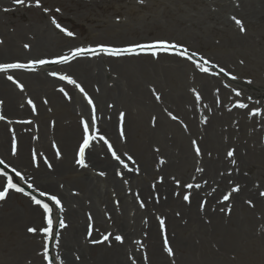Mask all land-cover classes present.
Listing matches in <instances>:
<instances>
[{"label":"bare ground","instance_id":"6f19581e","mask_svg":"<svg viewBox=\"0 0 264 264\" xmlns=\"http://www.w3.org/2000/svg\"><path fill=\"white\" fill-rule=\"evenodd\" d=\"M3 5L5 0H0V7ZM48 31L47 23L0 30V64L28 65L0 72V116L4 117L0 119V159L7 174L0 173V191L10 176L27 187L32 185L29 188L51 208L56 204L49 196H56L61 203L51 215L58 230L50 234L40 230L47 227V221L43 208L33 202L22 199L19 211L10 206L6 209L7 194L0 200V225L12 231L21 229V252L13 261L0 264H48V238L52 264H227L229 250L238 254V237L232 227L210 223L209 211L170 206L176 201L175 148L188 143L191 136L186 133L192 135L198 126L217 130L216 142L225 141L224 133L236 130L249 134L236 142L255 145L262 161L263 101L254 99L256 111L250 123L232 125L230 121L238 115L224 111L229 106L224 89L218 91L213 85L219 102L215 101L218 93L208 96L211 90L202 80L206 77L189 62L166 54L157 55L156 61L140 55L123 57V65L118 67L113 63L116 59L102 53L58 63L59 57L71 56L77 47L66 50L73 42L49 47L44 43ZM40 60L50 66L37 71L29 67ZM129 64L136 65L134 72ZM111 66L118 73L113 79L102 70L111 71ZM188 72L194 74L193 87L188 85ZM254 88L256 96L263 94L261 81ZM194 91L214 98L211 105L215 109L204 111L209 114L205 121H199L202 112H194ZM84 122L89 125L91 141L85 150L86 166H81L76 161ZM109 144L124 163L111 159ZM41 192L49 196H41ZM61 220L65 227H60ZM23 225L26 232H22ZM33 227L37 231L29 232ZM185 234L184 239L178 238ZM106 235L109 239L105 241ZM117 235L122 241L115 239ZM223 236L229 238L224 242L232 248L224 247Z\"/></svg>","mask_w":264,"mask_h":264},{"label":"rangeland","instance_id":"374dc122","mask_svg":"<svg viewBox=\"0 0 264 264\" xmlns=\"http://www.w3.org/2000/svg\"><path fill=\"white\" fill-rule=\"evenodd\" d=\"M233 17L242 22L244 31ZM36 23L40 26L48 24L49 31L44 43L49 47L72 45L73 42V47L66 50L75 47L96 50L70 60L110 54L100 52L101 45L118 49L160 41L177 45L168 50L146 48L106 56L116 59L113 63L118 67L123 65V57L150 55L156 61L158 59L155 57L159 54L184 60L196 67L199 65L198 69L206 77L202 80L211 90L208 96L218 93L215 101L219 102L218 91L224 89V96L229 101L224 111L240 117L239 120H236L238 116L233 117L230 121L232 125L239 121L250 123L254 119V99L264 103V0H39V6L37 0H24L23 4L5 0V5L0 7L1 31H14L16 26ZM62 29L73 35H67ZM182 51L187 54L182 55ZM48 66L47 63L30 64L35 71ZM128 67H131L130 72L136 70L135 64ZM201 68L208 71H201ZM102 70L107 73L105 76L112 79L118 75L112 66L111 71ZM186 77L188 85L193 87L194 74L188 72ZM258 81L262 83L260 91L263 94L256 96L254 86ZM192 96L197 102L194 112L204 114L199 121L207 120L209 114L204 111L215 109L211 105L214 98L197 91L192 92ZM240 104L246 107H240ZM216 132L198 126L192 135L186 133L187 137L191 136L188 143L176 146L173 189L176 201L173 199L170 206L177 210L182 205L197 213L209 211L210 223L232 227L238 237V254L235 249H226L232 248V245L224 242V238L228 237L223 236L226 247L223 250L228 251L227 264L232 260L233 264H264V195H261L264 193V158L261 161L257 157L258 148L252 143L236 142L238 137L248 136V133L231 130L224 133L225 141L216 142ZM205 137L214 142L202 143L200 140ZM197 147L200 149L199 155L196 153ZM113 151L111 147V159H114ZM229 151L233 152L232 156H228ZM0 173H6L4 162L0 163ZM162 178L163 174L159 176L160 180ZM159 179L156 178L158 182ZM148 180L146 183L151 182ZM13 183L24 188V192L10 191L9 200L3 204L6 209L10 206L19 211L22 199L30 203L33 196L42 200L37 191H32L19 180H13ZM188 184L193 187L188 188ZM237 187L239 190L234 191ZM185 195L189 196V200H184ZM225 195L229 196L228 200L223 199ZM24 226L22 232H26ZM15 230L0 225V263L3 260L13 261L14 256L19 257L21 229ZM54 230L57 231V226ZM185 237L186 234L178 236L179 239ZM208 240L214 246L213 240ZM48 246L49 240L46 241ZM48 254L47 251L45 257L50 263Z\"/></svg>","mask_w":264,"mask_h":264},{"label":"snow or ice","instance_id":"6c2138e0","mask_svg":"<svg viewBox=\"0 0 264 264\" xmlns=\"http://www.w3.org/2000/svg\"><path fill=\"white\" fill-rule=\"evenodd\" d=\"M14 2L16 4H23L24 3V0H14ZM37 6H39V0H37ZM233 20L235 21V23L237 25H240V29L241 31H244V28H243V25H242V22L238 19H236L235 17H233ZM55 23V21H53ZM56 27H60L59 24L56 25ZM63 31H66V29H62ZM67 35L69 36H72L73 33L71 32H67ZM25 47H28V45H25ZM178 47L177 45L175 44H171V43H168V42H165V41H160V42H157V43H154V44H149V45H143V44H139V45H134L132 47H128V48H125V49H118V48H111V47H106V46H99V51L100 52H107V53H110V54H113V55H119L121 52H134L136 51L137 49H140V50H143V49H146V48H151V49H161V50H168L170 48H176ZM96 50L93 49V48H88V49H83V48H77L75 49L71 56H61L58 58V60L56 62L58 63H64L72 58H75L76 56L78 55H84L86 53H94ZM155 54V53H154ZM182 55H186V51H182L181 52ZM191 58V57H189ZM33 63H40V64H44L46 63V61L44 60H40V61H36V62H33ZM199 67V65H197ZM25 67H28V65H25V64H21V63H6V64H0V72H3V71H7L8 69H18V68H25ZM201 71H208L207 68H201ZM221 71H224V69H221ZM53 75H56L55 73H53ZM9 80H13V77L12 76H8L7 77ZM62 79H66L69 81V83H72V84H75L76 82L74 80H72L70 77H61ZM21 88L23 87L22 85H19ZM78 86V85H77ZM79 87V86H78ZM80 91L83 92L84 89L83 88H80ZM86 95V94H85ZM158 98V97H157ZM200 97H199V94H197V100H199ZM29 104L32 103L31 100L28 101ZM88 103L89 104H92V100L90 98H88ZM240 107H246V105H243V104H240L239 105ZM121 116H123V114H121ZM0 119H4V117L0 116ZM93 120H94V117H93ZM83 133H84V136H83V142L82 144L79 146V151H78V156H79V159H77L76 163L81 165V166H86L85 164V160H84V157H85V150L90 146V141H91V137L89 135V125L87 122H84L83 124ZM123 135V133H121ZM101 139H103V137H101ZM105 143H107V141H105ZM195 143V142H193ZM109 149H111V145L109 144ZM14 151H15V146H14ZM196 153L197 155L200 154V149L197 147L196 148ZM59 155V153H57ZM112 155L115 159H117L118 161H120L121 163H124L122 160H120V157L116 155V152L113 151L112 152ZM233 155V152L232 151H229L228 152V156H232ZM128 160H132V157L131 156H128ZM0 163H3L2 160H0ZM50 166V165H49ZM125 167H127V165H125ZM200 169H198L199 171ZM13 171L15 172L16 170L13 169ZM5 176H7L6 173H4ZM16 175L19 176L20 173L19 172H16ZM177 183H179L177 181ZM3 187V190L0 191V200L4 199L6 197V195L8 194L9 190H15L17 192H21L23 193L24 192V188L22 187H19L16 183H13V180H12V177L8 176L7 177V181H6V184H3L2 185ZM29 187H32V185H29ZM188 188H192L193 185L191 184H188L187 185ZM197 187H199V185H197ZM238 187L234 189V191H238ZM41 196H49L48 193L46 192H41L40 193ZM261 195H264V193H261ZM184 200H189V196L188 195H185L184 197ZM49 199L54 201L56 205H60V200L56 197V196H49ZM224 200H228L229 199V196L228 195H225L223 197ZM32 202L35 203L36 205L40 206L43 208V211H44V218L46 219L47 221V227H43L42 229H40L41 231H43L45 234H50L53 230V220L51 218V212H52V208L49 206L48 203H45L44 201L40 200V199H37L35 196L32 197ZM249 203H251L249 201ZM143 206V205H142ZM60 227H65V224L64 222L61 220L60 222ZM160 224H161V227L164 226V221L161 220L160 221ZM29 232H36L37 229L36 228H29L28 229ZM105 241L109 239V237L106 235L104 236L103 238ZM115 239L117 241H122V237L117 235L115 237ZM165 244L167 245V240H165ZM168 251L169 254H172V249L171 247H167L166 249ZM47 258V257H45Z\"/></svg>","mask_w":264,"mask_h":264}]
</instances>
